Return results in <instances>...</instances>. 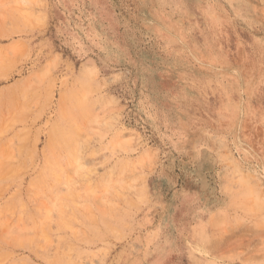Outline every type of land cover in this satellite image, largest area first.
Wrapping results in <instances>:
<instances>
[{
	"label": "rangeland",
	"instance_id": "obj_1",
	"mask_svg": "<svg viewBox=\"0 0 264 264\" xmlns=\"http://www.w3.org/2000/svg\"><path fill=\"white\" fill-rule=\"evenodd\" d=\"M0 264H264V0H0Z\"/></svg>",
	"mask_w": 264,
	"mask_h": 264
}]
</instances>
